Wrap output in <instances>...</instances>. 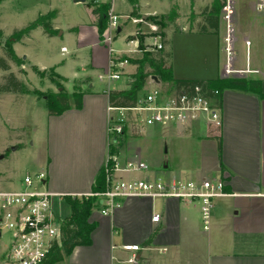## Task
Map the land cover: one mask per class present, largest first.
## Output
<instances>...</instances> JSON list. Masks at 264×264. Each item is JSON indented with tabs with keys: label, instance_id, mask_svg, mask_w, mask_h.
Instances as JSON below:
<instances>
[{
	"label": "crops",
	"instance_id": "0c3cea01",
	"mask_svg": "<svg viewBox=\"0 0 264 264\" xmlns=\"http://www.w3.org/2000/svg\"><path fill=\"white\" fill-rule=\"evenodd\" d=\"M245 1L236 0L235 4L234 54L230 68L245 70L248 67L254 73H226V57L225 62L222 60L221 21L218 33L187 30L184 25L178 30L182 34H219L211 43H206L208 50H205L200 62L184 57L181 51L179 54L173 52L174 38L168 37L166 51L170 53L169 64L175 78L205 81L257 79L262 82L263 95L224 88L222 126L218 130L214 129V132L203 124L145 128V132H160L167 139L166 161L161 168L156 167L146 153L143 160L128 141L124 142L120 150L124 160L146 162L152 175L222 177L226 192L215 200L210 230L203 229L200 215L194 214L188 203L178 199L131 198L112 215L103 216L93 212L90 217L92 222L100 218L107 222L104 239L99 243L92 239V247L99 244V264H112V256L125 257L123 251L112 247L126 243H137L144 247L139 252L142 264H152L153 257H156V264H264V14L257 11V0H248V6L244 4ZM88 6L92 12V7ZM111 6L113 9V2ZM139 12L150 15L169 13L144 12L143 8ZM52 13L54 17L56 12ZM92 15V23L99 35L97 18ZM200 17L199 23L203 20L202 15ZM53 29L57 31L54 25ZM246 41H250L249 46ZM202 47L205 48L204 45ZM191 50L196 53L198 48L194 46ZM89 65L92 69L104 67L93 62ZM34 68L48 69L37 65ZM54 71L66 78L63 83L65 92L68 94L65 83L72 82L74 92H83V101L81 108H76L71 102L70 109L48 117L47 137L51 138L53 146L60 147L50 150L45 170L48 175L46 187L54 193H87L92 190L95 178L106 160V132L108 121L114 116V110H110L108 104L106 91L109 89H95L90 77L79 71L74 72L72 81L69 76ZM5 74L4 71L2 77ZM155 83L158 84L156 80ZM57 134L59 143L54 138ZM66 138L70 142H66ZM218 139L221 141V152L218 150ZM147 174L143 173L144 176ZM156 213L161 215L158 224L152 221ZM91 237L94 238L93 232ZM160 248H166V251L161 253Z\"/></svg>",
	"mask_w": 264,
	"mask_h": 264
},
{
	"label": "rangeland",
	"instance_id": "374dc122",
	"mask_svg": "<svg viewBox=\"0 0 264 264\" xmlns=\"http://www.w3.org/2000/svg\"><path fill=\"white\" fill-rule=\"evenodd\" d=\"M108 1L113 2V9L111 6L109 11L118 14L121 31L115 33L110 31L108 21L106 31L100 36L97 35L96 27L92 23L93 15L88 5L90 7H103L102 3ZM214 1L216 0H138L140 8H143L144 12L162 13L170 12L172 8L175 9L177 17L167 21V25L163 27L155 21L160 20L163 14L150 15L144 13L141 14L140 18H134L130 13L132 6L128 0H86L77 3L74 0H0V57L7 59L11 65L10 71L16 74L29 91L35 89L39 91L38 95L0 92V186L4 189L19 188L25 173L47 170L50 150L60 147L53 146L51 138L48 139L47 137V131H49L47 123L50 116L47 96L52 91L59 92L61 90L51 81V77L55 74L54 70L69 76L71 81L74 79V72L79 71L81 74L90 77L95 89L128 87V75L132 73L130 71L134 72L137 67L136 64L128 69L125 77L114 82L100 81L98 75L106 71L111 49L117 55L126 54L131 57H141L143 51H134L137 47L131 40L132 36L137 34L139 29L144 30L146 41H150V32L153 31L152 25L157 26L158 33L164 39L174 38L173 52L179 54L181 51L184 57L200 62V58L205 55V50H208L206 43H211L215 37L218 38L219 34H217L218 36H204L197 33L182 34L178 30L181 25H184L187 30H198L197 24L201 20V13L205 7H211ZM220 2L222 4V0ZM245 3L248 6V0ZM52 11L56 12L55 16H52L53 19L51 18L52 25L57 28L54 35H47L44 29L39 26L31 30L28 35L24 34L19 37L21 28L36 20L40 15ZM234 11L233 22H235L236 6ZM95 21L96 19H94ZM108 35L113 36L110 42L106 40ZM194 46L198 48L196 53L191 50ZM62 47L66 48V52L62 53ZM8 48L17 55L16 61L9 59ZM164 49L166 50V46ZM222 60L225 62V53L222 55ZM92 62L104 67L92 69L89 65ZM34 65L45 66L48 69L39 70L40 74L35 73L34 69L37 68L33 69ZM3 73L4 71L0 69V84ZM5 73L8 74L7 71ZM154 76L148 78L150 85L143 88L140 96L154 88L161 89L163 92H167L171 88V83L162 80H158V84H156ZM65 85L70 103H73L75 89L72 82L65 83ZM113 114L115 117L123 114L124 118H130V122L126 124L124 142L128 141L130 147L138 150L143 160L144 153H146L147 158L151 162H155L156 167L161 168L160 166H163V162L166 161L167 139L160 132L147 133L144 129L139 128L140 124L137 119L140 117L136 111H114ZM106 135L109 139L108 132ZM54 138L59 143V134ZM66 142H70L69 138H66ZM72 147L74 148L73 144ZM194 150L195 148L192 147V151ZM108 152L109 144H107L106 157ZM121 176L139 178L143 176V173H125ZM211 177L213 178V176H209V178ZM184 178H189V176ZM62 203L63 207L59 206L60 210L65 215H69L71 213L70 205L64 201ZM189 206L193 209L194 214L200 215L199 219H201L198 205L190 204ZM105 221L104 218L98 219V227L93 231L94 238L92 239L98 243L105 237L104 227L107 225ZM200 224L203 226L202 219ZM97 246L92 247V244L77 246L70 255L65 256L64 260L54 264H99ZM151 259L152 264H156V257Z\"/></svg>",
	"mask_w": 264,
	"mask_h": 264
},
{
	"label": "built area",
	"instance_id": "2783aa9c",
	"mask_svg": "<svg viewBox=\"0 0 264 264\" xmlns=\"http://www.w3.org/2000/svg\"><path fill=\"white\" fill-rule=\"evenodd\" d=\"M236 0H222L221 18L223 24L222 50L227 60L226 73L240 72L251 74L255 71L248 67L245 70H232L234 42L233 15ZM256 9L264 14V0H257ZM110 12V11H109ZM135 20V19H134ZM137 21V20H135ZM118 14L109 13V30L118 32ZM150 41H146L144 30H140L131 39L137 51L163 50L166 46L164 38L152 25ZM104 34V33H103ZM108 35L106 40L112 41ZM224 44V45H223ZM250 45V41H246ZM66 48H62L65 52ZM108 67L100 73V81L109 83L120 80L128 73V68L135 65L133 57L115 54L110 50ZM130 78V77H129ZM218 89L207 84H198L181 89L170 88L167 92L154 88L143 96H139L134 107H111L116 112H138L139 128L148 127H183L192 124H203L214 132L222 126L221 103L217 96ZM144 113V115H143ZM130 118L124 115L111 116L108 121L109 152L103 165L105 188L91 190L87 193H54L46 187L48 175L46 171L25 173L21 186L16 189H4L0 186V264H44L52 252L61 247L63 228L69 215H65L59 206L62 201L67 205V197L95 198L93 211L103 216L112 215L120 209L128 199H178L181 202L198 205L203 222V229L209 231L215 200L225 195L226 183L222 177L184 178L182 176L152 175L150 166L142 160L122 159L120 143L126 135V124ZM215 129V130H214ZM117 148L119 151L113 152ZM146 172L139 178H124L121 174ZM152 221L160 223L161 215L156 213ZM123 251L125 257L112 256V264H142L139 252L144 248L141 244L126 243L113 246ZM161 253L166 248H160Z\"/></svg>",
	"mask_w": 264,
	"mask_h": 264
},
{
	"label": "trees",
	"instance_id": "16d2710c",
	"mask_svg": "<svg viewBox=\"0 0 264 264\" xmlns=\"http://www.w3.org/2000/svg\"><path fill=\"white\" fill-rule=\"evenodd\" d=\"M132 6L131 15L134 18H140L141 13L138 0H128ZM99 6V5H98ZM103 7H92V13L97 18L96 26L98 28L99 35L102 36L107 29V23L109 21V8H111V1L102 3ZM222 4L220 0L214 1L211 7H205L202 14L203 20L197 24V29L200 33H218L220 25V10ZM53 16L52 12L45 15H40L36 20L29 23L26 27L20 30L19 37L24 34H28L31 30L42 27L44 32L52 36L54 35V29L51 22ZM177 17L175 9H171L169 13L162 15L160 20H155L163 27L167 25V21L173 20ZM17 33V30H16ZM164 35V34H163ZM165 36V35H164ZM133 37V36H132ZM131 39V38H130ZM164 43L167 45L169 41L164 39ZM9 59L12 61L17 60V55L8 48ZM170 53L165 49L157 51H143L141 57L132 59V62L136 64L135 72L128 76V87L126 89H109L106 91L108 96V104L111 107H134L140 92L145 87L148 78L150 76H157L158 80H162L166 83H171V88L181 89L182 87H193L198 84H207L210 88L218 89L220 94L217 96L218 102L222 101V91L224 88H231L245 92L256 93L260 96L262 93V82L257 79H246V78H229V79H216V80H197V79H178L173 75V69L168 64ZM0 69L7 71L2 77L0 84V92H14V93H33L38 95L37 89L29 91L22 81L16 76L11 70V65L6 58L0 57ZM35 73H39L38 69H34ZM42 76V75H41ZM52 83L57 88H61L59 92H50L47 96L48 99V113L49 115H60L66 110L70 109V98L69 95L64 91L63 83L66 78L55 73L51 77ZM74 105L76 108L82 107L83 92L76 91L73 94ZM218 150L221 152V141L218 139ZM124 144L122 141L119 145L121 148ZM113 152L119 151L117 148L112 149ZM224 168H222V171ZM105 188V176L103 168L100 170L95 178L92 190H103ZM68 204L71 207V214L66 221V226L63 228V238L61 247H57L52 252L49 260L44 264H54L64 260L65 256H68L77 246L91 245L92 237L91 234L97 227L96 221H91L90 217L93 213V207L95 205V198H66Z\"/></svg>",
	"mask_w": 264,
	"mask_h": 264
},
{
	"label": "water",
	"instance_id": "95a60500",
	"mask_svg": "<svg viewBox=\"0 0 264 264\" xmlns=\"http://www.w3.org/2000/svg\"><path fill=\"white\" fill-rule=\"evenodd\" d=\"M76 2H85L86 0H75ZM121 31V28H119L118 29V32H120ZM154 79L156 80V81H158V79L156 78V76H154Z\"/></svg>",
	"mask_w": 264,
	"mask_h": 264
}]
</instances>
